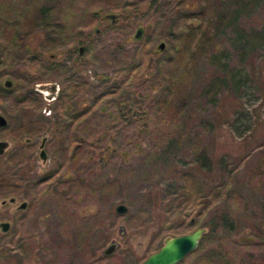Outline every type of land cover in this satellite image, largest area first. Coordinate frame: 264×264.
<instances>
[{"label":"rangeland","instance_id":"obj_1","mask_svg":"<svg viewBox=\"0 0 264 264\" xmlns=\"http://www.w3.org/2000/svg\"><path fill=\"white\" fill-rule=\"evenodd\" d=\"M218 1L0 0V264H138L198 226L176 264H264V0Z\"/></svg>","mask_w":264,"mask_h":264},{"label":"water","instance_id":"obj_2","mask_svg":"<svg viewBox=\"0 0 264 264\" xmlns=\"http://www.w3.org/2000/svg\"><path fill=\"white\" fill-rule=\"evenodd\" d=\"M114 15L111 14V17ZM140 29L137 30L136 35H138ZM164 43L161 41L158 45L159 48H163ZM82 50V46L79 47V51ZM5 86L11 85V80L6 78L3 81ZM7 123L6 117L0 113V127L4 126ZM42 138L40 144V152L39 155L43 158L45 157V150L43 148ZM8 145V141L6 139H0V154H2L5 148ZM10 200H14L13 197H10ZM25 201H22L18 206L24 207ZM117 213H123L127 210V206L124 203H117L114 207ZM9 228L8 220L0 221V229L2 231H6ZM205 232L204 226H198L190 231L179 233L175 235H167L163 239V243L159 246L158 249L150 252L146 255L138 264H175L179 262L183 257L195 249L202 234ZM118 246V241L116 239H112L109 243L103 247L101 250L103 255L110 254L116 247Z\"/></svg>","mask_w":264,"mask_h":264},{"label":"trees","instance_id":"obj_3","mask_svg":"<svg viewBox=\"0 0 264 264\" xmlns=\"http://www.w3.org/2000/svg\"><path fill=\"white\" fill-rule=\"evenodd\" d=\"M219 1H218L217 5L214 4V6H215L214 10L215 11L217 10V13L220 14V15H223V16L228 15L229 16V13L226 14V12H227L228 9H230V0H219ZM235 8H236V6H235ZM235 11L233 12V14L235 13ZM39 54L40 53H38V55ZM136 67H138V64L133 65L131 67V70H136ZM127 78L133 79L132 76H130L129 74H127L125 76V78H122L121 80H123V82H124V79H127ZM120 84H122V81L121 82L117 81V84L114 85V86H112L114 88V89H112V92H115L116 90H118L121 87ZM125 89H121V91L117 95V98L114 101L116 103L117 107H118L119 116L122 117V116L128 115L129 118H130V120H134L135 122H138V124H137L138 129H142L144 131L148 127L147 114L144 111V109L138 107L140 105V102L141 101L138 100L137 98H135L134 96L132 98V94L135 91L125 90ZM0 92L2 94L8 95V94H11V93L13 94L15 92V90L11 86L10 87H5V85H1L0 84ZM120 95H123L122 96L123 98L121 97V99H120V97H119ZM138 95H141V94L139 93ZM143 96H145V95H143ZM80 114H81V112H78V113H76L75 115L72 116V118L68 122V128L71 127V125L73 124V120L77 116H79ZM218 192H219L218 193V195H219L220 192H221V190H219ZM211 194L213 196H216L217 195V194H215L214 191ZM186 200L188 201L189 200V197H187ZM192 202H193V200H190L188 204H190ZM217 218H218V223L220 225H222V226H226V225L229 226L231 224V221H230L228 215L225 212L220 211L217 214Z\"/></svg>","mask_w":264,"mask_h":264},{"label":"flooded vegetation","instance_id":"obj_4","mask_svg":"<svg viewBox=\"0 0 264 264\" xmlns=\"http://www.w3.org/2000/svg\"><path fill=\"white\" fill-rule=\"evenodd\" d=\"M40 144H41V142H40ZM43 145H44V141H43ZM39 152H40V151H39ZM26 204H27V203H25L24 207L26 206ZM20 208H23V207H20ZM197 245H198V244H197ZM196 247H197V246H196ZM193 250H194V249H193ZM191 251H192V250H191ZM191 251H190V252H191ZM188 253H189V252H188ZM188 253H187V254H188ZM187 254H186V255H187ZM175 264H176V263H175Z\"/></svg>","mask_w":264,"mask_h":264}]
</instances>
